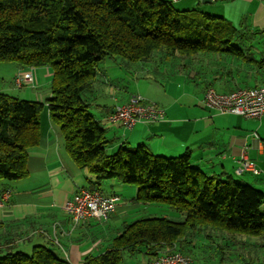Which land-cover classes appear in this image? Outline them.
I'll list each match as a JSON object with an SVG mask.
<instances>
[{
  "label": "trees",
  "instance_id": "trees-1",
  "mask_svg": "<svg viewBox=\"0 0 264 264\" xmlns=\"http://www.w3.org/2000/svg\"><path fill=\"white\" fill-rule=\"evenodd\" d=\"M109 57L156 59L178 72L191 70L203 90L264 86V30L243 31L199 9L180 11L172 0H0V64L52 71L51 97L44 103L0 92V181L28 176L29 150L40 144L46 110L66 152L97 185L113 180L135 186L138 202L185 217L127 224L107 251L85 264H125L126 253L143 251L151 259L170 252L191 256L184 244L206 231L216 233L211 237H264L262 190L203 172L189 152L164 157L145 145L108 152L107 129L90 107L98 65ZM5 244L0 240V264H71L49 246H34L28 254Z\"/></svg>",
  "mask_w": 264,
  "mask_h": 264
},
{
  "label": "crops",
  "instance_id": "crops-1",
  "mask_svg": "<svg viewBox=\"0 0 264 264\" xmlns=\"http://www.w3.org/2000/svg\"><path fill=\"white\" fill-rule=\"evenodd\" d=\"M262 12L264 5L259 6L257 18ZM140 64L144 66L143 72L139 71L133 75L138 81L137 84L140 81L155 82L152 80L155 78L153 71H146L147 63ZM21 69L23 68L19 67V73L30 70ZM31 70L35 86L29 85L35 88L45 84L52 75V71L47 67ZM162 71H157L160 76L163 75ZM188 72H175L180 76L185 75L186 78L183 80L173 75H165L163 80L165 85H162L165 93L158 100L139 92L148 102H154L166 111V117L162 121L140 122L131 128L110 121L115 107L125 104L132 95H138L134 92L131 94L118 90L121 93L113 97V105L102 106L105 109L98 119L116 127L112 131L105 127L115 137V144L111 150L115 151L122 145L130 148L145 145L153 154L164 157H179L189 152L192 163L203 172L209 175L231 176L234 180L237 175L235 170L242 156L246 154L248 160L261 170V174L254 175L248 172L242 175L241 180L246 182L244 184L252 185L264 192V115L261 119H245L234 114H220L206 107L204 104L206 90L196 85L195 73L191 70ZM188 81L193 83L194 89L185 84ZM47 116L48 120L45 123H42L41 119L39 146L29 150L28 176L0 187V199L4 192H11L10 199L0 207V240L5 241V245L15 243L19 249L26 252L37 245L49 246L71 264H85L89 257H97L107 251L113 239L119 236L127 224L153 217L149 208L156 207V213L165 210L153 204L138 202L137 189H128L131 200H128L129 196L126 200L117 193V190L125 189L126 185L117 181L103 182L110 192L103 191V184L97 185L88 171L80 169L73 162L63 146L60 129L51 120L48 111ZM81 189L98 190L106 195L117 194L122 200L109 220L101 222L90 219L75 227L69 215L64 212L63 206ZM145 208L147 211L143 212L145 215L143 216L140 210ZM170 213H163L162 216L174 220L182 218V215L173 210ZM204 233L202 235L207 240L211 239L213 242L219 238L227 243V251L223 253L226 262L223 264H264V241H255L253 244L248 239L237 240L226 235L212 236L213 239L208 235L216 233L209 231ZM195 239L189 238L188 244H184L190 252L197 247L194 244ZM248 242L250 246H247ZM139 253L144 256L146 263L150 261L151 258L145 251ZM162 255L158 254V257ZM193 259L195 264H198L194 257Z\"/></svg>",
  "mask_w": 264,
  "mask_h": 264
},
{
  "label": "rangeland",
  "instance_id": "rangeland-1",
  "mask_svg": "<svg viewBox=\"0 0 264 264\" xmlns=\"http://www.w3.org/2000/svg\"><path fill=\"white\" fill-rule=\"evenodd\" d=\"M264 5L262 2L257 0H219L217 2H210L204 0H188V2H173V6L177 10H189V9H199L203 12L208 14L224 17L228 21L232 22V24L237 29L247 30V31H261L264 30V12L257 18V14L259 11V6ZM140 63H147L146 71L151 70L153 71V76L158 79H152L155 82L151 83H143L133 78V75L137 74L139 71L143 72L142 66ZM174 64V63H173ZM19 66L14 62H6L0 64V92L5 93L7 95L27 100V101H36L39 102H46L51 96V82H52V75L48 77V80L45 84L38 86L36 89L31 85L23 86V88H18L15 86V80L20 73L29 72L28 71H20L18 72ZM163 70V71H162ZM162 71L163 75L160 76L159 72ZM176 70L172 65L169 63L167 65H161L156 62V59L149 62H130L125 60L122 57H109L106 58L103 62L98 65V80L96 83V91L92 98V103L90 107V112L95 118H100L103 114L105 105L112 106L113 105V97L119 96L121 92L118 90H124L128 93H137L141 97H146L158 100L159 97L164 95V89L162 85L164 83L165 75H173L175 78L179 77L180 80L186 78L185 75H178L179 73H175ZM175 73V74H174ZM183 77V78H182ZM172 78V77H169ZM167 79V78H166ZM190 89L194 85L193 83L189 82L185 83ZM35 86V78L34 83L32 84ZM141 92L143 95L139 94ZM90 97V96H89ZM146 100V98L144 97ZM147 101V100H146ZM154 103V102H153ZM42 123H45L48 120L47 111L45 110L42 114ZM105 127H108V130H114L116 127L108 122H104ZM57 126V125H56ZM58 127V126H57ZM106 131V140H107V150L110 154L116 153L117 150L112 151L111 147L115 144V137L114 134H110L109 131ZM64 146V145H63ZM243 176H235V181H240L246 183L241 180ZM13 182H7L5 180L0 181V187L3 184H8ZM103 184V183H102ZM118 185V184H117ZM106 185H102L103 191H108V188L105 187ZM128 189H137L135 186L126 185L125 189L120 191L117 190V193L120 194L123 198L127 200H131V196ZM138 190V189H137ZM157 206L162 211L161 213H156L155 208L151 207L150 214L153 213L154 216H162L163 213L171 214L172 211L169 207L166 206ZM147 209H141L140 212L143 216V212H146ZM158 212V211H157ZM174 212V211H173ZM262 212H264V207L262 208ZM161 214V215H160ZM180 221L184 220L185 217L182 215ZM206 234V233H204ZM220 234H218L219 236ZM224 236V235H222ZM195 239L194 244L197 246L196 248L192 249V252H189L196 260L198 264H223L226 262L224 260L223 253L227 251V243L216 238L213 242L207 240L206 237L203 235H198ZM213 238V237H212ZM234 238L237 240L241 239H248V241H252L254 244L255 241H264V237H250L244 235H236ZM214 239V238H213ZM233 239V238H232ZM231 244V243H229ZM250 246L249 242L248 245ZM234 247V246H231ZM28 254H31V249L27 250ZM1 255V254H0ZM125 257V264H147L145 261L144 256L139 253L133 257H130L128 253L124 255ZM206 257V259L204 258ZM152 260V259H151Z\"/></svg>",
  "mask_w": 264,
  "mask_h": 264
},
{
  "label": "built area",
  "instance_id": "built-area-1",
  "mask_svg": "<svg viewBox=\"0 0 264 264\" xmlns=\"http://www.w3.org/2000/svg\"><path fill=\"white\" fill-rule=\"evenodd\" d=\"M181 2L186 0H172ZM216 2L218 0H211ZM264 2V0H257ZM32 69V68H31ZM34 75L31 71L23 72L15 80V86L33 84ZM204 104L220 114H234L245 119H261L264 115V86L257 88L239 89L231 93H220L215 88H208L205 92ZM166 111L154 103L146 101L140 95H132L123 105L115 107L110 121L122 123L131 128L136 123H154L164 120ZM238 176L251 172L260 175L261 170L248 160L244 154L235 170ZM11 192L6 191L0 199V207L9 200ZM121 197L117 194L106 195L98 190L81 189L72 199L68 200L63 210L66 212L73 225L79 226L87 220L107 221L116 212ZM147 264H195L194 259L180 252H170L150 260Z\"/></svg>",
  "mask_w": 264,
  "mask_h": 264
}]
</instances>
